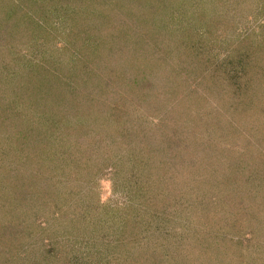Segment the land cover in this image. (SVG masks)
Masks as SVG:
<instances>
[{
	"label": "rangeland",
	"instance_id": "1",
	"mask_svg": "<svg viewBox=\"0 0 264 264\" xmlns=\"http://www.w3.org/2000/svg\"><path fill=\"white\" fill-rule=\"evenodd\" d=\"M0 1L5 5L6 12L10 10L8 5L14 3L12 0ZM169 2L171 10L164 13L167 24L163 25L167 28L163 31V26L159 27L163 31L160 34L162 43L166 44L157 38L152 40L151 48L143 43L136 49H149L150 55L156 52L161 54L170 68L161 67L163 62H155L148 68V72H152L151 81L148 87H143L145 91L139 92L140 100L135 102L139 104L134 108L136 116L140 118L138 132L146 140L168 147L182 145L181 154L177 152L174 159L159 154L162 163L158 168L159 179L156 180H153L152 172H145L146 176L142 175L141 179L130 178V172L126 175V163L122 161L117 171L107 168L106 172L93 173L90 168L98 164V157L105 155L111 164L116 158L126 160V137H122L116 129L126 125V83L122 89L119 88L120 82L115 87L96 90L95 102L82 100L91 109L95 122L88 121L82 127L80 124L73 126L78 136L91 141L92 148L82 149L81 152L77 151L79 147H67L66 150L75 153L68 154L72 158L62 164L64 170H58L64 181L56 184L58 187L55 190H37V198L32 199L34 203H62V214L71 213L77 206L82 213L79 212V220L72 222L51 219L49 231L47 234L40 231V236L46 234L55 239L69 233L72 238L75 237L78 245L88 244L87 250L97 254L99 261L93 256L94 264H122L124 257L127 261V256L123 254L137 251L136 254L144 253L149 257L151 250L154 252L152 255L162 254L168 258L176 253L189 259L190 264H264V73H257L258 69L263 71L264 68L261 61L264 58V50L261 49L264 48V0ZM105 8L104 12L110 17L112 25H126L123 22L126 19L123 20L121 15L132 16L130 20H133L132 25L139 27L138 34L152 23L150 21L144 26L143 19L146 18L140 12L136 14L138 18L133 17L120 5L119 8L116 5ZM154 10H157L156 6ZM67 17L63 20L69 23ZM153 18L158 20L155 16ZM153 18L150 20L153 21ZM182 24L191 26L189 32L192 38L188 36L181 40L185 29ZM208 27L214 33H208ZM176 28H179V33L175 31ZM57 41L59 45L61 41ZM153 48L157 51H153ZM130 60L132 62L134 59ZM110 64L112 69V60ZM133 68H130L131 74ZM120 71L124 74L126 65L121 66ZM258 78L261 86H256ZM52 80L50 83L48 78L42 77L34 85L24 81L11 82L9 88L13 93L8 98H12L15 114H21L13 119L9 117L15 116L12 110L11 113L2 109L0 115L8 119L7 124L22 121L23 112L27 110L33 114V108L40 113L49 111L53 105L57 107L58 100L64 97V88L61 84H55L59 80ZM237 84L247 93H241V100L250 94L260 96L261 102L248 112L250 102L242 100L238 110L234 111L226 98L228 93H235ZM254 91L258 93L253 94ZM54 96L56 102H53ZM105 101L108 102L104 106ZM113 106L117 109L113 110ZM106 110L108 115L110 112L114 115L108 116ZM255 113L259 114L260 119L263 118V123L258 121ZM106 125H110L109 128H103ZM27 132L28 136L32 134ZM24 134V130L17 129L5 134L0 127V136L13 140L12 144L7 142L6 147L0 150V167L5 171L0 173V177L7 174L11 162L13 166H18L26 160L25 153L20 155L16 152L18 143H14ZM82 141L84 144L86 140ZM204 143L209 146L207 153L210 151L211 154L207 155L210 157L200 151ZM162 145L158 146L164 149ZM62 149L57 147L59 154H62ZM90 153L94 154V158L86 160ZM76 156L83 158V166ZM193 157L197 159L193 161ZM109 158L114 160L110 162ZM150 159L151 155H147L145 160L149 162ZM218 160L221 162L216 163ZM31 168L35 175L39 174L40 170H36L33 163ZM29 180H33L32 186L40 184L38 179ZM68 190L71 193L66 194ZM13 194L7 196L0 193V203H11L6 198L11 199ZM87 212L89 215L83 219ZM1 215L0 221H3ZM89 219L92 222L89 223ZM88 225L96 229L89 231ZM90 237L95 238L91 244L88 243ZM34 241L32 238L30 242L26 241V246H16L14 250L18 249L17 253L10 256L11 264H38L34 260L44 255L45 243L42 242L41 248L34 245ZM25 250L28 252L26 259L21 254ZM8 254L11 251L5 252L4 256L0 248V264ZM51 254L48 260L50 264L92 263H84L79 258L80 262L75 256L64 258L59 255V258L52 259L56 252L52 251ZM139 259L143 260V256L140 255ZM3 264L8 262L4 261Z\"/></svg>",
	"mask_w": 264,
	"mask_h": 264
},
{
	"label": "trees",
	"instance_id": "2",
	"mask_svg": "<svg viewBox=\"0 0 264 264\" xmlns=\"http://www.w3.org/2000/svg\"><path fill=\"white\" fill-rule=\"evenodd\" d=\"M12 1L15 4L13 3L11 6L10 3L12 2L9 1L10 3L8 4L10 5L8 6L10 10L7 12L5 11V5L0 1V111L6 109V111L11 112L12 110L15 114V109H13L11 102L12 98H8L13 93L12 89L9 88L13 81L30 82L34 85L38 82V79L42 77L48 78L50 83L53 81L52 79H57L59 81L55 84H61L63 86L64 90L62 91L64 97L58 100L57 107L53 105L54 107L51 106L49 111L38 113L37 111L39 110L33 108L31 110H34L33 114L29 113L28 110L23 112L24 118L22 121H19L17 124L14 123V125H9L11 124L10 122L7 124L8 119L0 115V127L2 130H5V134L11 131L14 132L15 129L25 131V136L23 135L22 138H17L14 143H18L16 152L20 155L25 153L24 157H27L26 160L24 159L25 161L21 162V165L18 166H13V162H11L7 168V174L0 177V193L7 196L14 193V197L11 199L6 198V200L11 203H0V214H2L1 216L4 219L0 221V235H2L0 239V248L3 250L4 256L5 252L9 253V251H11V254H8L9 256L2 259V264L4 261L11 264L12 261L10 256L13 255L12 253H17L18 250L15 251L14 248H16V246L17 248L26 246L28 244L26 241L30 242L32 238L35 239L33 244L40 245L41 248H43L42 242L45 243V248L43 249L44 255H40L41 258L35 257L34 261L38 264L41 262L50 264L48 260L52 257V251L56 252V255H54L52 259H56V257L59 258V255L64 258L67 256H75V258H80L84 263L91 261L94 264L95 260L93 256H96L98 261L99 259L97 254L94 255L93 251L91 254L89 250H87L88 244L78 245L75 237L72 238L69 233L64 236L56 237L55 239L47 237L46 235L51 225V219H62L68 220L69 222L79 220V206L75 207L71 213L66 212L62 214V203H54V205L51 203H34L32 199L37 198V192L41 188H43V190L54 189L58 187L56 184L64 181L61 179V174H59L58 170L61 171L65 169L62 164L67 163L72 158L67 155L74 152L66 150L67 147L73 146L76 149L79 147L77 151L81 152L87 148H92L90 147L91 141L87 138L84 139L80 135L78 136V133H75L77 129L73 128L75 124H80L82 127L86 122L90 121L93 123L96 119L93 116L91 117V109L89 110L86 102L82 100L86 99L89 102H95L94 95L96 90L102 88L106 90L117 86L116 84L120 82V89H122L126 83V125H120L116 127V129L122 137H126V160L123 158H116L117 160L115 161L109 158L110 162L114 160V163L111 164L108 163V159L105 155L101 156V158L98 157V164L90 168L93 169L92 172H96L97 174L106 172L107 168H109L110 171H117L120 166L119 162L122 161L126 163V175L128 176L130 172V178L139 177L141 179L142 175L146 176L145 172H152L153 180H156V178L159 179V169L162 163L159 154H166L173 159L177 152L181 154L183 150V147H181L182 145L174 144L168 147L156 141L152 142L146 140L145 137L142 136L143 134H141L140 131L138 132L137 127L140 118L136 116L134 108L135 105L139 104H135V102L140 100L138 98L139 92L141 90L145 91L143 87L146 85L148 87V82L151 81L150 77L152 72L149 73L148 68L155 62H163L161 63L162 65L160 64L161 67H165L166 69L170 68V64H167V60H165L161 54L156 52L150 55L149 49H136V46L139 47V44L144 43V45L147 44L151 48L152 40L155 41L157 38L158 41L162 43V36L160 34L167 28V26H163L167 24V15H164V13L166 14L171 10L169 4L171 2H169V0H147L146 3L145 0ZM78 4L81 5L78 6ZM114 5L118 8L119 5L122 6L123 10H126V13H130L133 17L140 12V15L146 18L143 19L144 26H147L150 21L152 23L149 27L147 26V28H144L141 34H138L139 31L137 28L139 27L132 25L133 20H130L132 16L128 14L121 15L124 17L122 18L123 20L126 19L123 21L126 25L122 23L112 25L110 17H108L104 11L106 10L105 6L114 8ZM124 5H126V7ZM70 6L73 7V9ZM99 6H101V9ZM155 6L157 7L156 11L154 10ZM139 7L143 8L141 9ZM137 16L136 18H138ZM154 16L158 18L157 21L154 20ZM58 17H60L62 21H60ZM66 17L69 19V23L63 20V18ZM151 18H153V21L150 20ZM128 20H130V22H128ZM56 22H59L60 25L58 26ZM124 26L129 27L125 28ZM161 26H163L161 28L163 31L159 29ZM182 26L185 27L183 24ZM190 27L191 26L185 27L182 31L181 40L188 38V36L192 38L189 32ZM175 31L177 33L180 32L179 28H176ZM211 31L212 29L208 27L207 32L209 33ZM212 32L214 33V31ZM58 39L61 41L59 45ZM156 44L159 43L156 42ZM162 44L166 43L164 42ZM154 49L155 48H153V51H157ZM261 49L264 50V48ZM135 55L136 57H134ZM130 59L134 60L131 62ZM111 60L113 64L112 69L110 68ZM258 60L259 59H257V61ZM261 61L264 63V58H261ZM124 65H126V72H124L126 76L123 74V71H120L121 66L123 67ZM132 67L134 68L131 74L130 68ZM257 73L263 74L264 68L263 71H259L258 69ZM2 75H4L3 79ZM235 78H239V76L235 75ZM4 85L6 86L5 88ZM259 85L261 86L262 82L258 78L256 80V86ZM243 91L241 86L237 84L235 93L233 95H230V93L227 94L226 98L231 103L230 105L234 108V111L238 110V105H240L242 100L248 103L250 102L251 104L247 112L253 109L257 103L259 104L261 102L259 101L260 96L257 94V91L253 93L257 94L256 97L250 94L246 97H242L241 100V93L243 94ZM244 94L247 93L245 92ZM39 97L42 98V95ZM66 97L68 100H66ZM56 101L57 99L54 96L53 102ZM107 102L108 101H105V103L103 102V105L105 106ZM130 104H132V107ZM113 108V110L117 109L116 106H113ZM106 113L108 115L107 110ZM225 113L227 115L229 114L227 112ZM20 114H15V116L10 115L9 117L14 119V117L17 116L18 118ZM103 114L104 113H102V116ZM110 115L112 116L114 113L110 112L108 116ZM251 116H254V114ZM137 118L139 119L137 120ZM256 118H258L260 123H263V118L260 119L261 117L258 113L256 114ZM26 120L28 121L26 122ZM109 126L110 125H106L103 126V128L106 129L109 128ZM27 131L32 134L28 136ZM81 139L84 141L86 140L84 144H82L83 141ZM12 141L13 140L8 139V136H0V150L6 147V144H8L7 142L11 143ZM212 142L211 144H213ZM158 145H162L164 149L159 148ZM57 147L65 149H62V151L60 150L62 154H59ZM208 147L209 146L205 143L204 145L201 144L200 151L202 154L204 153L205 156L210 157V151L207 153ZM26 155H30V157ZM139 155L144 156L141 157ZM147 155H151L149 162L145 160ZM80 156H76V158L79 159V161L81 160L83 166V158ZM92 158H94L93 153L85 157L86 160H92ZM191 159L194 161L197 158L193 157ZM220 162L221 160H218L216 163ZM32 163L33 166L36 167V170H40V172H38L39 174L35 175L33 173L34 170L31 168ZM3 172H5L3 167L2 170L0 167V173ZM91 176L93 175H90V177ZM30 178L38 179L40 184L38 186L36 184L32 186L33 180L30 181ZM93 178L95 177L93 176ZM68 193H71V190L66 191V194ZM52 207L55 209L53 210ZM111 210L113 211V209ZM80 213H82V210ZM88 215L89 213L87 212L83 216V219H86ZM88 222H92V219H89ZM96 222L97 220L95 223ZM88 226L89 231L96 229H91V226ZM40 231H46L44 237L40 236ZM94 239L95 238L90 237L88 243L91 244ZM46 246L49 249H47ZM27 250L29 252V248H27ZM27 250L21 253L25 259L27 258L26 255H28ZM136 252H131L129 254L127 251V255L123 254V256H127V261L125 260L126 257H124L121 263L190 264L189 259L177 256L176 253H172V256L168 258L162 254L155 255V253L152 255L154 253L152 250V254L149 257L144 255V253L136 254ZM140 255L141 257L143 256V260L139 259ZM137 259H139V262ZM28 260H30L29 257ZM166 260L168 262H166ZM66 261L70 262L71 259L70 261Z\"/></svg>",
	"mask_w": 264,
	"mask_h": 264
}]
</instances>
